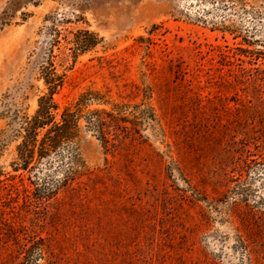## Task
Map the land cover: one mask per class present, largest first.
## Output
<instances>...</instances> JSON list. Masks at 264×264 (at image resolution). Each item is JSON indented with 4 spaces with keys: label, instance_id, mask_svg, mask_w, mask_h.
<instances>
[{
    "label": "rangeland",
    "instance_id": "rangeland-1",
    "mask_svg": "<svg viewBox=\"0 0 264 264\" xmlns=\"http://www.w3.org/2000/svg\"><path fill=\"white\" fill-rule=\"evenodd\" d=\"M47 61L115 118L42 200L69 149L11 165ZM0 264H264V0H0Z\"/></svg>",
    "mask_w": 264,
    "mask_h": 264
},
{
    "label": "trees",
    "instance_id": "trees-1",
    "mask_svg": "<svg viewBox=\"0 0 264 264\" xmlns=\"http://www.w3.org/2000/svg\"><path fill=\"white\" fill-rule=\"evenodd\" d=\"M82 33L92 36L87 31ZM80 34L77 33L76 38ZM72 44L74 58L94 46V43L78 39ZM40 70L46 92L38 97L37 108L31 116H19L16 113L14 117L17 122L15 136L19 143L16 146V157L11 166L13 172L31 173L38 163L51 159L64 148L69 149V166L61 180L42 193L40 199L44 200L49 198L59 185L72 181L83 168L84 165L79 164L75 152V143L79 139L82 128L85 129V122L86 126L106 145L108 142L106 117H115L104 109L88 110L89 105L93 103L109 104V101L103 99L104 96L97 91H84L74 101L60 107L54 100V95L63 86V76L56 73L51 61H47ZM117 107L113 105L112 110ZM116 119L120 122L122 120L121 118ZM81 122L84 123L83 127H81Z\"/></svg>",
    "mask_w": 264,
    "mask_h": 264
}]
</instances>
